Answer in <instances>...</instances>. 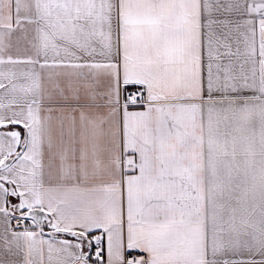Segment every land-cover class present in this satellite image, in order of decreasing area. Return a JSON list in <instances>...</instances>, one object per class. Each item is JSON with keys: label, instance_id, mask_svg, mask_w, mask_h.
Here are the masks:
<instances>
[{"label": "snow or ice", "instance_id": "obj_1", "mask_svg": "<svg viewBox=\"0 0 264 264\" xmlns=\"http://www.w3.org/2000/svg\"><path fill=\"white\" fill-rule=\"evenodd\" d=\"M0 264H264V0H0Z\"/></svg>", "mask_w": 264, "mask_h": 264}]
</instances>
